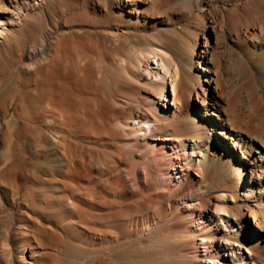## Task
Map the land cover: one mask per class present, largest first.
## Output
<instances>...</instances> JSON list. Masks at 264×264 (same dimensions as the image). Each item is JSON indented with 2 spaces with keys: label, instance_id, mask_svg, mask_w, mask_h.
Returning <instances> with one entry per match:
<instances>
[{
  "label": "bare ground",
  "instance_id": "6f19581e",
  "mask_svg": "<svg viewBox=\"0 0 264 264\" xmlns=\"http://www.w3.org/2000/svg\"><path fill=\"white\" fill-rule=\"evenodd\" d=\"M98 20L93 34L144 41L124 71L131 89L112 102L97 94L95 125H75L78 109L63 124L61 109L44 110L36 123L51 135L42 173L64 190L74 225L97 244L145 247L148 264H264V0H0V62H12L0 70L1 126L21 76L65 66L66 46ZM78 142L97 148L95 165ZM25 168L0 161L1 211L17 210L8 180Z\"/></svg>",
  "mask_w": 264,
  "mask_h": 264
},
{
  "label": "rangeland",
  "instance_id": "374dc122",
  "mask_svg": "<svg viewBox=\"0 0 264 264\" xmlns=\"http://www.w3.org/2000/svg\"><path fill=\"white\" fill-rule=\"evenodd\" d=\"M94 24L95 29L93 31L91 30V33H87L85 36L66 46L69 59L65 66L62 64H53L54 67L51 66L52 64H47V67L41 66L36 70V75L33 77L34 84L29 83L26 76H21L18 83H16V85H18V91L14 89H11L10 91L11 95H16L17 98H20L18 104H13L14 102H11L8 105L9 114H12V116L7 117L3 121L2 126L0 124V128H2L0 129V138H3L0 139V161H19L24 168L26 167L25 169H27V175L29 176L22 175L20 179L19 177H16V179L11 177L8 180L9 183H13L14 180L18 184V188L16 190L15 188H12V190L15 191L14 202L18 205V208L12 214L7 210L6 207L2 208L3 212L0 208V264H148L146 261L147 251L145 247L131 248V244L123 245L119 242L112 244H97L87 239L83 234V229H81L79 225H74L70 215L64 209L63 205H65L67 202L64 190L57 188L59 184H57L51 175L42 173V171L48 170V168L50 169L52 167L50 160L51 157L49 156L48 150H46L51 137L50 131L45 130V134L43 133V135H40V129L36 125V123L39 121L40 115L42 112H44V110L46 112L48 109H53L51 112H56L55 115L59 118L57 112L60 109L62 110L60 112V116L64 114L68 115L67 112L78 109V113L82 114L83 117L79 115V119L77 118L78 121L75 122V125L79 126L80 120H82L81 124L83 126L90 124L95 125L94 122L96 121L98 114L97 111L99 108L98 100L95 97L99 95L98 98L112 102L114 100L122 99V91H124L126 88L131 89V81L129 77V81H127L128 79H126L127 76L125 77L124 71L127 72V67H129V61H131L132 55H134L136 50L144 44V41L135 40L133 42L131 40V31L127 35L118 38L111 36L105 37L98 33V35L93 34L94 32L96 33V31H104L103 29H100L103 27L101 20H98ZM84 47L86 48L85 50ZM70 55L72 56V59L70 58ZM11 63L12 62L1 61L0 70L5 73L8 70L7 64ZM151 66L153 69H156L158 67L157 62L153 63V61H151ZM43 71L47 74H44ZM53 72H58L59 74H54ZM64 72H66L68 76L65 74L63 75ZM87 72H90L89 75ZM80 74L81 77L79 76ZM98 74L101 75L99 76ZM38 76L39 78H37ZM76 76L79 77L77 78ZM57 77L60 81L57 79ZM67 78L69 79L67 80ZM79 81H81L82 84H85L82 85ZM165 83V95H169V101L167 100V102L172 110L171 81L167 79ZM65 86L67 88H65ZM54 87H56V89ZM83 87H86L85 90ZM77 88H83L84 94L75 93L74 89L77 90ZM118 90L122 93L120 92V94ZM92 93H94L96 96L94 94L91 95ZM85 97L86 99H84ZM108 98H110L111 101ZM81 101L84 102V104ZM85 102H88L89 104H86ZM93 103L96 104V108L95 104L91 107ZM68 104L70 106H68ZM63 106H66V111L64 110ZM86 106H88V108ZM90 113L95 114L93 115ZM91 115L92 117L94 116V119L91 117ZM85 117L88 119L87 121L86 119L84 120ZM63 118L64 117L62 116L59 118L60 124L65 122L62 120ZM83 120L85 121L84 123ZM20 133L23 134L21 135ZM62 134L65 136V133L62 132ZM81 147L83 150V147H85L83 152L86 154L89 152L88 150H90V154L88 153L89 155L94 153L92 155L91 161L93 160L92 164L95 165L97 159H95L96 157H94V155H96V153L93 151H96L97 148L94 145H90L86 142H78V148ZM45 182L47 183L46 185ZM25 219L28 221L25 222ZM81 226H83V224ZM21 231H23V234ZM116 231L122 233V229L120 228H117ZM143 249L145 252H143Z\"/></svg>",
  "mask_w": 264,
  "mask_h": 264
}]
</instances>
